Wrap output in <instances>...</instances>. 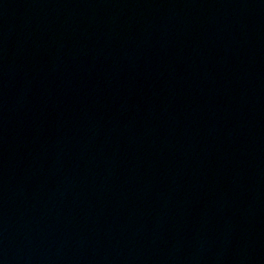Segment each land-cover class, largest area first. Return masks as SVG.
Returning a JSON list of instances; mask_svg holds the SVG:
<instances>
[{
    "label": "water",
    "instance_id": "water-1",
    "mask_svg": "<svg viewBox=\"0 0 264 264\" xmlns=\"http://www.w3.org/2000/svg\"><path fill=\"white\" fill-rule=\"evenodd\" d=\"M0 264H264V0H0Z\"/></svg>",
    "mask_w": 264,
    "mask_h": 264
}]
</instances>
